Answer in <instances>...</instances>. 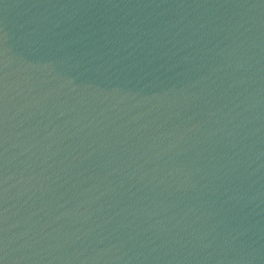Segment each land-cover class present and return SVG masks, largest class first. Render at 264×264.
I'll return each mask as SVG.
<instances>
[{"label": "water", "instance_id": "1", "mask_svg": "<svg viewBox=\"0 0 264 264\" xmlns=\"http://www.w3.org/2000/svg\"><path fill=\"white\" fill-rule=\"evenodd\" d=\"M0 264H264V0H0Z\"/></svg>", "mask_w": 264, "mask_h": 264}]
</instances>
